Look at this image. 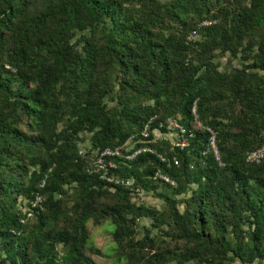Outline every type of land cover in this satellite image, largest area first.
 Returning a JSON list of instances; mask_svg holds the SVG:
<instances>
[{"label":"trees","instance_id":"obj_1","mask_svg":"<svg viewBox=\"0 0 264 264\" xmlns=\"http://www.w3.org/2000/svg\"><path fill=\"white\" fill-rule=\"evenodd\" d=\"M195 102L223 164L206 130L152 140L170 116L192 129ZM152 118L134 148L157 153L113 158L131 186L91 171ZM263 145L264 0H0V264H98L89 220L115 225L122 264L263 262Z\"/></svg>","mask_w":264,"mask_h":264},{"label":"built area","instance_id":"obj_2","mask_svg":"<svg viewBox=\"0 0 264 264\" xmlns=\"http://www.w3.org/2000/svg\"><path fill=\"white\" fill-rule=\"evenodd\" d=\"M205 24L206 21L204 22ZM192 114H193V128L188 129L183 123H182V118L180 115L177 116H170L167 117L164 120H161L158 123V126L154 129V136L155 139H160V140H168L166 139L165 136L162 134H171L173 139L170 140L171 142V149L174 148H185L186 146L190 145L191 139L195 136V132L198 130H206L209 133L208 137V150L212 151L217 160L220 161L221 164H223L220 160V154L218 151V145H217V137H216V132L213 128L211 127H205L197 113V104L196 102L193 104L192 107ZM153 120H149V122L145 125V127L134 134L130 136L128 141L125 144L118 145L116 147H107L102 150H99L97 153V157L93 160L92 166H91V171L94 172H100L101 176L103 179L108 180L109 182H114V183H125L128 186H131L133 184L132 179L128 180H123V179H118L110 175V170L112 168H117V163L114 161L113 158L116 156H124L126 160H132L136 156H138L142 152H151V153H157V150L149 145H144V146H139L137 148H134V143L137 141L139 142H144L147 141L150 136H151V127L150 123ZM123 150L125 153H123ZM81 153L84 152V150H80ZM161 159L163 161H167L168 158L165 155H160ZM264 156V145L261 146L260 148L252 151L248 155V160L249 161H259L261 157ZM172 161L175 164L179 163V159L174 155L172 156ZM154 179H159L162 180L163 182L168 183L172 187H176L178 185L177 181L170 176L166 175L164 172L161 170H158L155 175ZM40 196L36 197V200L34 203H32V206L34 207L37 205L38 201L40 202ZM32 215V211L28 212V216Z\"/></svg>","mask_w":264,"mask_h":264},{"label":"rangeland","instance_id":"obj_3","mask_svg":"<svg viewBox=\"0 0 264 264\" xmlns=\"http://www.w3.org/2000/svg\"><path fill=\"white\" fill-rule=\"evenodd\" d=\"M209 23V21H206ZM240 60L233 59L232 61H228L227 57L221 58V66L222 70L230 69L234 66H239ZM168 140H172L173 137L171 134H162ZM84 150V146L83 149ZM138 203H146L149 205L156 206L158 209H161L164 205V200L160 197L156 196L153 191H145L139 190L138 194H136L133 198ZM21 206L23 208L26 207V201L23 200L21 202ZM141 224L149 226L151 224V219L144 218L141 221ZM115 229V225L112 224L111 221H103L100 225L95 224L92 220L87 222V231L89 233L90 239L88 243V253L93 257V259L98 264H122V261L119 260L118 252L116 250V243L113 239V231ZM154 233L157 232L156 229L153 230ZM93 251H92V250ZM97 250V251H96ZM94 252V253H93ZM232 264H242L239 261H235ZM254 264H264L263 262H256Z\"/></svg>","mask_w":264,"mask_h":264}]
</instances>
